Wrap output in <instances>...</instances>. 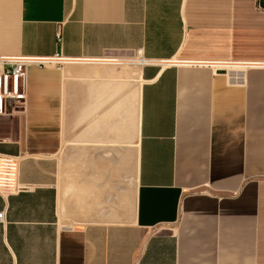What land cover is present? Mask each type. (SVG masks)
Here are the masks:
<instances>
[{"label":"crops","instance_id":"obj_1","mask_svg":"<svg viewBox=\"0 0 264 264\" xmlns=\"http://www.w3.org/2000/svg\"><path fill=\"white\" fill-rule=\"evenodd\" d=\"M0 56V264H264V0H0Z\"/></svg>","mask_w":264,"mask_h":264},{"label":"built area","instance_id":"obj_2","mask_svg":"<svg viewBox=\"0 0 264 264\" xmlns=\"http://www.w3.org/2000/svg\"><path fill=\"white\" fill-rule=\"evenodd\" d=\"M56 37L59 39L58 33ZM46 61L47 58L34 56H0V116L21 110L25 101L26 68L41 66ZM15 170V158L0 153V195L22 188L15 181Z\"/></svg>","mask_w":264,"mask_h":264}]
</instances>
